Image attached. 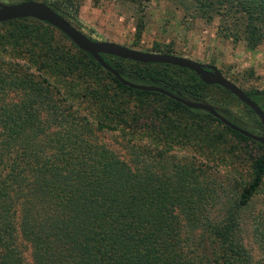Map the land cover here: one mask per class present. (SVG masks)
<instances>
[{"label":"trees","instance_id":"trees-1","mask_svg":"<svg viewBox=\"0 0 264 264\" xmlns=\"http://www.w3.org/2000/svg\"><path fill=\"white\" fill-rule=\"evenodd\" d=\"M24 1L31 0L20 2ZM82 1L38 2L81 31ZM127 1L138 7V13L148 2ZM193 1L206 20L220 18L218 35L223 38L243 39L250 49L263 41L264 0ZM144 28L140 16L136 39ZM56 34L67 44L59 43ZM151 52L175 55L169 48L155 46ZM101 57L126 81L212 105L240 129L264 136L250 108L225 89L204 84L188 69ZM2 66L9 69L0 83L21 97L2 113L0 264H264V212L255 219L261 249L258 259L244 245L239 220L263 188L264 145L224 126L206 111L122 85L44 22L0 23ZM245 93L264 111V87ZM229 98L249 116L235 115L218 105L217 99ZM216 128L255 144L260 153L237 199L212 221L207 211L215 199L206 200L201 180L205 169L176 163L167 172H159L157 163L173 145L210 144ZM118 130L122 136L138 132L140 139L147 130L156 146L151 151L129 147L130 162L124 161L94 137L95 131ZM26 244L31 248V262L25 258Z\"/></svg>","mask_w":264,"mask_h":264},{"label":"rangeland","instance_id":"rangeland-1","mask_svg":"<svg viewBox=\"0 0 264 264\" xmlns=\"http://www.w3.org/2000/svg\"><path fill=\"white\" fill-rule=\"evenodd\" d=\"M20 1L0 0V3L10 5ZM142 8L143 13H138V7L127 0H98L97 3L83 0L79 9V28L93 40L113 42L143 52H151L154 46L161 50L169 48L177 56L215 66L243 91L263 89L264 39L258 46L250 49L243 39L235 41L223 38L218 35L220 18L206 20V16L196 11L193 0H148ZM140 16L143 17L145 28L141 38L136 39L135 25ZM56 37L59 43L67 44L60 35L56 34ZM8 69V66H2L0 77ZM20 97V93L8 86L0 85V149L4 135L2 113L10 105L18 103ZM218 99V105L229 112L249 116L239 102L231 98L226 101ZM249 120L252 121L251 118ZM214 131L210 144L206 143L205 146L202 143L200 146L202 148H198L200 141L192 142V147L173 145L157 163L160 167L159 172L163 169L167 172L171 165L176 163L180 165L193 163L205 169L201 180L203 188L206 189V200L211 197L215 199L214 203L210 202L212 207L209 206L207 211L212 221L223 216L225 207H229L237 199L241 188L249 181L252 162L260 153L259 148L249 141H239L221 132L219 128ZM143 132L145 137L141 139L137 135L138 132L130 131L129 134L122 136L120 130L95 131L94 137L97 143L103 144L125 161L128 158L129 147H141L151 151L156 146L147 137V130ZM218 134L223 137L217 138ZM128 159L130 162V158ZM3 168L0 164V171H3ZM261 212H264V184L249 207L241 212L239 219L242 224L241 236L244 245L253 259L261 256L260 243L254 232L257 226L256 216ZM25 247V258L31 262V248L28 244Z\"/></svg>","mask_w":264,"mask_h":264},{"label":"water","instance_id":"water-1","mask_svg":"<svg viewBox=\"0 0 264 264\" xmlns=\"http://www.w3.org/2000/svg\"><path fill=\"white\" fill-rule=\"evenodd\" d=\"M21 19H34L54 27L74 43L78 49L88 53L105 71L113 75L122 85L133 90L159 93L181 103L187 108L206 111L218 119L224 126L252 141L264 145V136L254 135L240 129L208 104L185 100L161 87L138 85L124 80L116 69L112 68L102 59L101 55L113 56L141 64H165L188 69L194 72L204 84L210 86L217 85L236 97L255 113L264 128V111L249 98L245 91L226 79L215 66L202 64L195 60L173 54L143 52L113 42L92 40L43 2L31 0L10 5L0 3V23Z\"/></svg>","mask_w":264,"mask_h":264}]
</instances>
